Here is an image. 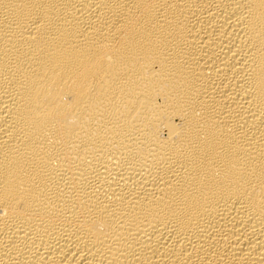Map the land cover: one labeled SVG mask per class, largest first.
Instances as JSON below:
<instances>
[{
  "label": "bare ground",
  "instance_id": "bare-ground-1",
  "mask_svg": "<svg viewBox=\"0 0 264 264\" xmlns=\"http://www.w3.org/2000/svg\"><path fill=\"white\" fill-rule=\"evenodd\" d=\"M0 264H264V0H0Z\"/></svg>",
  "mask_w": 264,
  "mask_h": 264
}]
</instances>
